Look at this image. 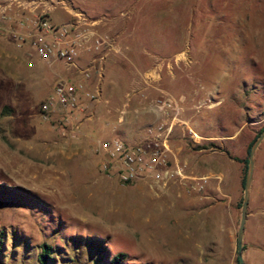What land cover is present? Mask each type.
Returning a JSON list of instances; mask_svg holds the SVG:
<instances>
[{"label":"rangeland","instance_id":"374dc122","mask_svg":"<svg viewBox=\"0 0 264 264\" xmlns=\"http://www.w3.org/2000/svg\"><path fill=\"white\" fill-rule=\"evenodd\" d=\"M68 1L105 17L100 30L124 49L107 72L113 104L158 66V90L145 94L182 99L196 134L177 129L171 147L188 171L214 177L181 195L151 181L121 185L100 170L94 138L65 139L58 116L41 118L54 73L39 62L17 86L1 72L0 264H40L42 244L50 246L46 264H109L118 253L126 255L120 264H237L243 163L236 158H248L264 128V0ZM66 15L61 7L49 12L54 22ZM243 258L264 264V138Z\"/></svg>","mask_w":264,"mask_h":264},{"label":"built area","instance_id":"2783aa9c","mask_svg":"<svg viewBox=\"0 0 264 264\" xmlns=\"http://www.w3.org/2000/svg\"><path fill=\"white\" fill-rule=\"evenodd\" d=\"M57 7L66 10L71 19L54 22L49 12ZM104 24L105 17L89 16L68 0H0V36L8 35L17 49L27 50L29 55L48 64L60 62L72 71V77L56 79L39 107L43 120L59 117L65 139L77 136L80 120L74 118L80 115L90 119L91 107L103 101L93 84L102 74L107 57L118 50L115 37L100 30ZM160 71L158 66L148 69L143 82L151 85L158 81ZM134 94H138L136 90L126 93L118 109L119 122L124 121ZM139 96L155 120L143 126L132 142L116 136L95 139L100 170L121 185L142 180L163 189L177 184L187 194L202 190L214 176L188 171L170 146L177 129L191 138L196 136L190 120L183 116L182 99L164 92L150 99L144 92ZM206 101H210L209 96ZM200 107L201 103L196 106Z\"/></svg>","mask_w":264,"mask_h":264},{"label":"crops","instance_id":"0c3cea01","mask_svg":"<svg viewBox=\"0 0 264 264\" xmlns=\"http://www.w3.org/2000/svg\"><path fill=\"white\" fill-rule=\"evenodd\" d=\"M68 16L66 15L65 20L63 19L62 22L71 18ZM123 52L124 49L121 50L118 46V50L112 52L107 57L102 74L93 84L100 93L103 101L91 107L90 119H82V116L80 115L74 118L75 120H80L78 122L79 128L77 133L81 135V139L111 138L116 136L127 142H132L140 135L143 126L155 120V114L148 109L146 101L140 98L139 93H150L152 90L157 92L158 88L155 85L156 82L149 85L145 84L142 80L131 85L130 91L136 90V93L138 94L132 96L130 107L125 115L124 121L122 122L118 121V109L121 105L115 106L112 99L104 93V89L111 84L106 78L109 64L115 57L123 55ZM0 58V73H11L16 79L15 84L17 86L21 81L20 77H25V75H27V78L30 79L31 76H34V69L39 62L46 66L49 71L54 73L55 77L73 76L72 71L66 70L60 62L48 64L37 58L35 55H29L27 50L17 49L8 35L0 36ZM129 59L131 60V58ZM54 64H56L57 67L53 66ZM135 100H138V104L140 103L143 107L137 106ZM138 123H140V125L137 126ZM171 149L176 158L180 161L177 150L172 147ZM190 171L192 172V170ZM171 188L176 191L177 195L183 193V189L177 184L170 185L167 189Z\"/></svg>","mask_w":264,"mask_h":264},{"label":"water","instance_id":"95a60500","mask_svg":"<svg viewBox=\"0 0 264 264\" xmlns=\"http://www.w3.org/2000/svg\"><path fill=\"white\" fill-rule=\"evenodd\" d=\"M264 138V128L260 131L257 137L253 140L250 145L249 152H248V162L247 168L245 173V180L243 184V196H242V203H241V210H240V221L237 230V258L238 264H245L243 258V235L245 230V222L247 216V208L249 203V194H250V186L253 177L254 171V157L256 149L258 148L260 142Z\"/></svg>","mask_w":264,"mask_h":264},{"label":"trees","instance_id":"16d2710c","mask_svg":"<svg viewBox=\"0 0 264 264\" xmlns=\"http://www.w3.org/2000/svg\"><path fill=\"white\" fill-rule=\"evenodd\" d=\"M256 137H257V135L255 136V138ZM253 140L248 145L247 153L249 152V148H250V145L253 142ZM236 160H239V161H241L243 163L242 178H241V187L243 188L248 158L246 157L243 160H240V159L236 158ZM240 206H241V199L238 202V207H240ZM49 250H50V246L49 245H47V244H42L41 245L40 253L38 254V261H39L40 264H46V261L48 259H50ZM124 257H126V255L124 253H118V254H116L115 256H113L111 258V261H110L109 264H120L121 259L124 258ZM237 264H238V259H237Z\"/></svg>","mask_w":264,"mask_h":264}]
</instances>
